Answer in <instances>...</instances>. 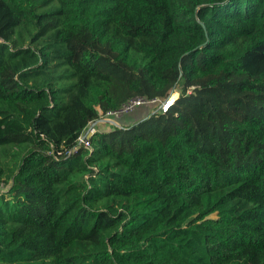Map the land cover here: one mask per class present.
I'll list each match as a JSON object with an SVG mask.
<instances>
[{"label": "trees", "instance_id": "16d2710c", "mask_svg": "<svg viewBox=\"0 0 264 264\" xmlns=\"http://www.w3.org/2000/svg\"><path fill=\"white\" fill-rule=\"evenodd\" d=\"M2 184L0 264H264V0H0Z\"/></svg>", "mask_w": 264, "mask_h": 264}, {"label": "built area", "instance_id": "2783aa9c", "mask_svg": "<svg viewBox=\"0 0 264 264\" xmlns=\"http://www.w3.org/2000/svg\"><path fill=\"white\" fill-rule=\"evenodd\" d=\"M176 102V98H173L171 95L165 99L160 100L158 98H147L144 96H135L129 99L127 102L123 103L119 108L108 110L103 112L99 109V119L91 123V126H88L82 134L78 137V145L74 147L73 151H76L79 146L83 145L85 147H90V137L99 132L97 127L100 122H108L112 125H118L122 127V121L125 117L140 108L141 106L148 107L151 113H166L172 105Z\"/></svg>", "mask_w": 264, "mask_h": 264}, {"label": "rangeland", "instance_id": "374dc122", "mask_svg": "<svg viewBox=\"0 0 264 264\" xmlns=\"http://www.w3.org/2000/svg\"><path fill=\"white\" fill-rule=\"evenodd\" d=\"M192 90L191 89H189L188 91H187V93H190ZM181 93H182V88H181V86H178V87H176L175 89H173L172 90V92H171V96L173 97H175V98H177V97H179V96H181ZM137 110V109H136ZM135 110V111H136ZM135 111H133V112H135ZM149 113V112H148ZM93 123V122H92ZM104 122H100V126L98 125L97 127L99 128V132H101V133H103V132H109V131H111L112 130V128H113V126L114 125H110V124H107V123H104ZM88 126H91V123L88 125ZM103 128H105V129H103ZM7 189H8V185L7 184H2L1 186H0V192H5V191H7Z\"/></svg>", "mask_w": 264, "mask_h": 264}, {"label": "crops", "instance_id": "0c3cea01", "mask_svg": "<svg viewBox=\"0 0 264 264\" xmlns=\"http://www.w3.org/2000/svg\"><path fill=\"white\" fill-rule=\"evenodd\" d=\"M104 123L110 124V123H108V122H104ZM104 123H103V124H104ZM98 125L100 126L101 124L99 123ZM104 125H105V124H104ZM110 125H112V124H110ZM103 129H105V128H103Z\"/></svg>", "mask_w": 264, "mask_h": 264}, {"label": "bare ground", "instance_id": "6f19581e", "mask_svg": "<svg viewBox=\"0 0 264 264\" xmlns=\"http://www.w3.org/2000/svg\"><path fill=\"white\" fill-rule=\"evenodd\" d=\"M173 98H175V97L173 96Z\"/></svg>", "mask_w": 264, "mask_h": 264}]
</instances>
